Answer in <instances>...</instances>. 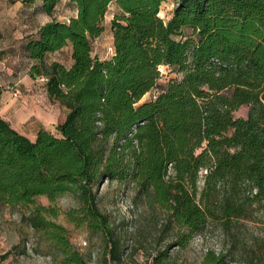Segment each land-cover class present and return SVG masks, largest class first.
<instances>
[{
  "label": "trees",
  "instance_id": "obj_1",
  "mask_svg": "<svg viewBox=\"0 0 264 264\" xmlns=\"http://www.w3.org/2000/svg\"><path fill=\"white\" fill-rule=\"evenodd\" d=\"M61 1L36 9L51 14ZM164 1L68 0V21L52 18L21 44L28 74L44 78L65 113L56 131L40 127L34 139L0 115V205L33 204L25 219L67 264L86 263L37 196L71 195L78 206L66 217L103 231L113 260L120 238L97 204L102 179L131 182L133 200L162 210L180 246L208 223L228 232L264 203V0H175L167 19ZM112 3L113 51L102 58L93 42ZM67 45L69 65L45 60ZM162 67L174 76L161 81ZM226 257L207 251L203 263Z\"/></svg>",
  "mask_w": 264,
  "mask_h": 264
},
{
  "label": "rangeland",
  "instance_id": "obj_2",
  "mask_svg": "<svg viewBox=\"0 0 264 264\" xmlns=\"http://www.w3.org/2000/svg\"><path fill=\"white\" fill-rule=\"evenodd\" d=\"M37 4L38 0H0V113L7 119L18 118L17 112L5 115L12 108L23 109L22 119L13 120L12 125L19 131L23 129L30 139L40 127L56 131L55 125L63 119L65 109L58 100L49 98L43 79L28 74L32 60L24 55L21 44L48 20L68 21L75 14L68 0H62L51 14L37 10ZM174 4L175 0L162 2L160 16L167 19ZM115 12L119 9L112 3L103 18L104 30L93 42V52L102 58L113 51L110 20ZM45 60H59L68 65L69 46L48 53ZM161 72V81L174 76L166 67ZM14 90L17 95L13 94ZM148 97L149 93L141 101ZM33 108L40 110V117L34 114ZM246 112L247 106H241L235 115L245 116ZM197 184L202 185L201 176ZM133 196L129 181L102 179L98 185V207L107 216L114 235L120 238L119 259L115 260L108 255L103 231L94 232L85 224L78 226L66 217V210L78 206L71 195L64 194L52 201L40 195L35 198V204L55 210L56 215L48 218L64 228L63 234L86 264H154L163 252L166 255L162 264H204L207 251L224 253L227 256L224 264H264L263 202L253 205L247 217L233 219L228 232L217 223H208L180 246L175 245L174 228L166 221L164 212L140 200L134 201ZM33 206L0 205V264H67L59 245L25 219Z\"/></svg>",
  "mask_w": 264,
  "mask_h": 264
},
{
  "label": "crops",
  "instance_id": "obj_3",
  "mask_svg": "<svg viewBox=\"0 0 264 264\" xmlns=\"http://www.w3.org/2000/svg\"><path fill=\"white\" fill-rule=\"evenodd\" d=\"M68 65H69V64H68ZM29 109H30V108H29ZM33 109H34V114H36V115H38V116L40 117V110H39V109H36V108H33ZM14 112H15V113L17 112V114L19 113L20 116H19L18 118H12V119H7V118H6L7 120L10 121L11 125L14 124V123H13V120H15V119H17L18 121H20L19 119H22L21 117H23L22 115H24V113H25L23 109H18V110H16L15 108H12V109H10V110L7 111V114H6L5 116H7V115H9V114H11V113L15 114ZM0 115L4 117L3 114L0 113ZM4 118H5V117H4ZM31 118L36 119V120L39 119V118L36 117V116H31ZM63 118H64V117H63ZM39 121H40V120H39ZM12 126H13V125H12ZM14 126H15V125H14ZM14 126H13V127H14ZM16 127H17V126H16ZM14 128H15V127H14ZM18 128H19V127H18ZM15 129H16V128H15ZM19 129H20V128H19ZM38 129H39V128H37V130H38ZM17 130H18V129H17ZM21 130H22L23 132H22V131H20V132L23 133V134H25V131H24L23 129H21ZM37 130H36V131H37ZM18 131H19V130H18ZM35 134H36V132H35ZM25 135H26V134H25ZM34 137H35V136H34ZM33 139H34V138H33Z\"/></svg>",
  "mask_w": 264,
  "mask_h": 264
},
{
  "label": "built area",
  "instance_id": "obj_4",
  "mask_svg": "<svg viewBox=\"0 0 264 264\" xmlns=\"http://www.w3.org/2000/svg\"><path fill=\"white\" fill-rule=\"evenodd\" d=\"M41 79L44 80V78H41ZM13 94H14V95H17V90H14Z\"/></svg>",
  "mask_w": 264,
  "mask_h": 264
}]
</instances>
